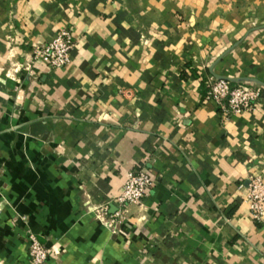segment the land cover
I'll return each mask as SVG.
<instances>
[{
	"label": "crops",
	"instance_id": "obj_1",
	"mask_svg": "<svg viewBox=\"0 0 264 264\" xmlns=\"http://www.w3.org/2000/svg\"><path fill=\"white\" fill-rule=\"evenodd\" d=\"M64 29L70 63L36 60ZM212 75L264 88V0H0V264H32L30 234L46 264H264V95L226 120Z\"/></svg>",
	"mask_w": 264,
	"mask_h": 264
},
{
	"label": "built area",
	"instance_id": "obj_2",
	"mask_svg": "<svg viewBox=\"0 0 264 264\" xmlns=\"http://www.w3.org/2000/svg\"><path fill=\"white\" fill-rule=\"evenodd\" d=\"M75 37L68 30H62L58 36L47 44L35 47V59L44 60L51 68H63L71 61L75 47ZM207 102H213L229 120L245 112L255 111L261 105L264 88L253 84L234 85L226 78L215 75L205 80ZM158 181L147 169H136L128 174L123 193L116 201L117 211L114 216H122L130 204H142ZM248 202L256 220L264 221V176L254 175L250 179ZM108 207L96 209L100 215L108 213ZM29 254L32 264H46L51 257V250L34 234L28 236Z\"/></svg>",
	"mask_w": 264,
	"mask_h": 264
},
{
	"label": "water",
	"instance_id": "obj_3",
	"mask_svg": "<svg viewBox=\"0 0 264 264\" xmlns=\"http://www.w3.org/2000/svg\"><path fill=\"white\" fill-rule=\"evenodd\" d=\"M221 78V77H220Z\"/></svg>",
	"mask_w": 264,
	"mask_h": 264
}]
</instances>
